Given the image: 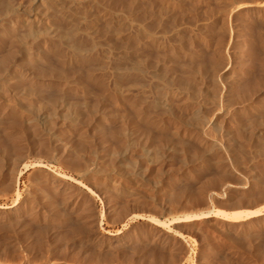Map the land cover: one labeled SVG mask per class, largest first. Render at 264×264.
Here are the masks:
<instances>
[{
  "label": "bare ground",
  "instance_id": "1",
  "mask_svg": "<svg viewBox=\"0 0 264 264\" xmlns=\"http://www.w3.org/2000/svg\"><path fill=\"white\" fill-rule=\"evenodd\" d=\"M169 1L174 5L175 1L179 5L185 4V0H173V3ZM152 2H150L152 5L156 3ZM135 5L134 0H114V2L112 0H0V176L3 173L11 175L17 185L24 170L33 166H45L46 162H57L60 159L58 157L63 155H69L70 161L71 155V159L76 158V160L73 158L74 169L69 166L70 171L77 178H72L79 186L76 190L75 187L74 191H70L72 187L66 189L65 179L69 176L60 174L58 175L60 180L56 177L48 180L47 176H44L45 178L40 176V172L37 173V179L36 174L35 177L32 175L35 178V189H33L35 192L33 191L32 195L26 192L36 200L35 203L38 204L36 206L45 210L42 211L43 214L47 212L54 216L62 210L65 212L61 211L62 217L70 212L80 218H93L91 214L93 188L87 187L83 181L89 183L92 180L104 179L102 186L106 184L108 189L111 188V195L112 191L118 194L122 186L132 188L134 184H139L143 188H152L153 191L163 194V199L165 197L170 203H177L176 207L188 198L197 200L206 196V199L210 200L215 197L221 198L224 193L229 192L231 193L229 201L226 202L228 207L251 209H244L246 210L244 213L234 211L232 214H224L221 221L224 229L232 228L238 231L242 226L241 219L246 216L251 219V226H264V212L261 211L264 210V199L246 197L247 192L243 184L248 181L245 179L249 175L244 179L231 170L233 165H239L251 158L252 151L264 155L262 144L264 120H260L264 115H262L263 104L260 103L264 100V84L245 83L240 73L231 72L244 71L241 58L244 56L245 48L241 49L240 45L236 46L239 48L232 49V60L228 54V57L225 54L228 42L236 40V36L240 43L248 40L245 38L247 36L242 37L245 34L241 36V32L239 33V29L244 26L240 21L242 19L239 18L240 22H238V19L232 18L235 22H233L236 29L234 30L237 31L232 30L233 33H237L233 40L230 39L231 36L229 39L226 38L227 27L225 28L224 25L221 26L226 29L225 33H220L215 38L213 35L215 33L212 31L213 38L207 37L205 34L207 30L204 33L201 30L203 27H198L199 24L194 28L195 34L189 31V35L186 34L187 39L194 34L209 49L208 51L206 47L203 48L208 54L205 52L207 59L204 60L202 57L201 60L199 56L201 50L194 46L195 50H199L197 54L189 47L197 43H190L191 45L188 43V49L186 47L188 40L184 45L182 39L179 41L176 37L180 30H185L184 33L188 31H186L188 27L181 28L183 21H178V26L176 20L177 27L173 26L175 28L167 26V29L166 27L162 29L160 25L161 30L153 29L155 28L153 26L150 29V24L143 22L146 16L144 19L140 18L143 21L134 17L136 13H133L135 14L133 19L128 17L130 9L135 8ZM162 6L158 7L162 10L167 8L165 12L174 7L168 9ZM228 6L225 7L224 12L227 9V13L232 14L238 8L249 10L254 4L241 6L232 4L229 6L230 9ZM158 7H155V10H160ZM183 7L185 8L186 5ZM179 11L182 12L180 9ZM150 13L147 18L152 15ZM162 13L164 15V12ZM162 15L159 16L162 18ZM167 15L169 16L170 13ZM175 15L169 16L173 18L172 20L169 18V22L174 21ZM159 16L157 15L156 19ZM216 26L218 31L221 29L224 31L222 27ZM243 29L241 31H244ZM130 34L133 35L132 40L134 39V42L130 41L132 43H129L127 38ZM186 37L181 38L186 39ZM156 42L157 44L165 42L162 48L171 49V55L160 53L157 47L155 49L158 54L155 52L151 54L145 50L150 43ZM159 46L158 48H161ZM147 49L151 50V48ZM166 49L165 52H169ZM13 132L14 134L17 132L20 137L27 136L28 138L24 139L33 141L32 145L36 140L40 141L38 150L32 145H25L31 155V163H26L29 155L27 152L23 153L25 149L18 150L22 140L19 147L15 145L17 139L14 140L13 145L11 144ZM252 139L254 144H250L252 146L250 153V149L249 151L245 149L248 147L247 144L244 147L242 142L246 140L245 142L248 143V140ZM10 144L15 145L17 149H13ZM170 160L176 161L182 167H188L181 178L172 179L173 177H169V169L164 170V166ZM250 160L252 159L248 162ZM154 162L158 163V166L150 169L149 165ZM249 173H251L249 176L251 183H264L261 182L262 177L256 168ZM229 176L237 178L234 184L225 183L224 179L227 180ZM262 180L264 181L263 178ZM30 183L33 187V182ZM196 183V189H193ZM97 184L100 183L96 182ZM3 185L4 183L2 184L4 193L11 190V185L8 183ZM102 186L100 184L99 187ZM211 187L218 188V191H210ZM103 191L107 193L105 189ZM87 193L86 197L83 196ZM17 201L18 198L12 204H0V213L6 219H10L11 225L14 221L18 222L15 219L21 218L24 212L21 211L22 207L17 206ZM33 203H30V206ZM187 205L186 203L185 206L182 205V209ZM190 207L193 208L192 204ZM202 208L208 209V202ZM210 212L205 210L201 215L208 218L211 216ZM24 214L27 216V213ZM33 215L35 216V213ZM68 216L66 215L65 222H69ZM25 217L23 216L22 219ZM72 217L74 221L78 219ZM196 217L199 218L198 215ZM194 218V214L187 215V218L185 215L186 220ZM19 222L15 226H19ZM157 222L154 220V223ZM87 232L89 233L90 229H87ZM117 233L109 232L113 237Z\"/></svg>",
  "mask_w": 264,
  "mask_h": 264
},
{
  "label": "rangeland",
  "instance_id": "2",
  "mask_svg": "<svg viewBox=\"0 0 264 264\" xmlns=\"http://www.w3.org/2000/svg\"><path fill=\"white\" fill-rule=\"evenodd\" d=\"M112 1L114 2V0H112ZM134 1H135L136 5H135V8L130 9L132 12L129 11V15H128L129 18L133 19L135 17L138 19H140V18L144 19V17L146 16L145 17L146 19H149V20L153 19V20L149 21V20L144 19L145 21H143L140 19V21L145 22L147 25L150 24L149 28L155 27L153 29L158 28L160 30H161V28L164 29L165 27H166L165 29H167V26L175 28V27H177V24L179 23L178 21H180V22L183 21L182 22L183 25L181 26V28L185 29L184 27H186V28L188 27V29H186V31L187 30L188 31H187V33L186 32L184 33L185 30H182V31L180 30L178 34L181 37L184 36V38L186 37V34L189 35L188 34L189 31H191V33H194V30H195L194 28H196V26H198V24H199L198 27L199 28L203 27L201 30L204 33L206 32L205 30H207V32L205 33L207 35V37L213 38L212 36L214 35V38H215V36H218L220 33H225V30L227 29L228 31L226 30L227 33H225V35H227V34L228 35L226 38L229 39V36H231L230 39L232 38V40H233L235 38V36L237 35V33H235L237 31H235L236 30L234 28L235 22L233 19H238L237 20L238 22L241 21L242 22L241 24H244V26H243L244 29H243V27L241 29H239L240 30L239 33L241 32L240 33L241 36H242V34L243 35L245 34L242 37L247 36L245 38H248V40L246 39L247 41H243V42L241 41V43H240V41L237 40V36H236V40L234 39L235 41L233 40V42L232 41H230V43L228 42V48H227V51L225 54L227 57L229 55V57L231 58L232 51H233L232 49L239 48L236 46L241 45L240 46L241 49L245 48V50H246L244 52V56H243L244 59H243V57L241 58L245 68L243 69L244 71L239 70L242 73L239 71L237 72L235 70H234V72L233 71H231V72L234 74L240 73L239 75L240 76L242 75L241 76L242 80H243V82L245 81V83H254L253 85H256V84L263 85L264 84V0H240V1L239 0H233V1L232 0H217L216 3H215V0H208V1L207 0H200V1L199 0H187V1L185 0V4H182V5H179L177 1L174 2L173 0H171V2L172 3L174 2L175 5L171 4L169 0H164V1L163 0H151V1H153L152 3H154V2L157 3V1H158L157 4L155 3L157 6H155V4L152 5L150 3L151 2L150 0H148V2H147V0H138L137 2H136V0H134ZM165 1H166V3H165ZM205 1H207V3ZM245 2H247V3H245ZM231 3L233 4V6H235L237 4L239 6H241L242 4H248L249 3L252 5L254 4L255 7L253 6V8H251L249 10H247V9L243 10V8H238L239 10L233 9L235 12L233 11V13L231 12L232 14H228L227 9L225 12H224V9H225V7L227 8L228 5L232 6ZM221 4H222V6H221ZM226 4H228V5H226ZM159 5H161V6L163 5L162 8L168 7V9L172 8L173 6L174 7L170 10H166L167 12H165L164 10L167 8L162 10L160 7H158ZM176 5H177V7H176ZM185 5H186V7H185L186 9L183 7ZM138 6H140V7H138ZM188 6H189V8H187ZM155 7L160 8V10L159 9L155 10ZM181 7H183L184 9ZM151 8H154L152 10H155V11H152ZM178 8L183 12V14H182V12L179 11ZM230 8L231 7H229L228 9H230ZM128 10L129 9H127V12H128ZM133 10L134 11L137 10V11L134 12ZM147 10H148V12H147ZM149 10H150V12L151 11L154 12V14L157 13V14H155L156 16L152 12L150 13ZM157 10H159L160 12L158 13ZM198 10H200V11H198ZM220 11H221V13H220ZM130 12L132 14H130ZM162 12H164V15H162L163 14ZM236 12H238V14ZM133 13H136V15ZM149 13L154 15L155 17L150 15V18H147V17H149ZM167 13L168 14L170 13L169 16H171V17H173L176 14L175 15L176 17H174L173 22H169L173 18L169 17L167 15ZM127 14H125V17H127ZM171 14H174V15H171ZM226 14L228 16H225ZM236 14H237V17H236ZM157 15L158 16L162 15V18H161V16H159V18L156 19ZM185 15H187V16H185ZM220 15L222 18L220 17ZM229 16H231V18ZM165 17L166 18L168 17L167 20ZM215 17H216V19H215ZM227 17H228V19H227ZM169 18H171V19L169 20ZM179 18H181L182 20H180ZM239 18L242 20L239 21ZM138 19H136V20H138ZM204 19H206V20L204 21ZM224 19H225V21H224ZM164 20H165V22H164ZM197 20L199 21V23ZM175 21L177 22V24ZM215 21H216V23H215ZM244 21H246V22H244ZM161 22H162V24L164 22V24L163 25L160 24ZM185 22H186V24H184ZM200 22L202 23V25L204 23H206L205 24L206 26L200 25L201 24ZM214 23H215V25H214ZM227 24H228V26H230L229 28H228ZM158 25H159V27H158ZM160 25H161V28H160ZM216 25H218V28L219 27L223 28V26H221V25H224V27L225 28L227 27V28L226 29L223 28L224 31H222V29L220 28L221 31H218ZM173 26H175V27H173ZM178 26H179V24H178ZM189 27L191 28V30ZM209 28H211V30ZM215 29L217 32L215 31ZM242 29L244 31H241ZM229 30H231V32ZM232 30L235 31L234 32L235 34L233 33ZM211 31L215 34H213ZM242 32H244V33H242ZM180 33L185 34V35H182ZM230 33H232L233 35ZM194 34H191L190 37H188V39H187V37H186V39H183L181 37L178 38L179 35H177L176 37L179 41L181 39L184 40V41L181 40V42H183V44H184V42H186V40H188L186 45L188 43L192 44L194 42L197 43L198 45L200 44V46L202 45L201 49L199 48L200 46H198L197 44L196 45L190 44L191 46H189V44H188L186 47L189 46L192 52H195V51L199 52V50H201V52L203 51V53H201V52L199 53V56L201 57L200 58L201 60H202V57H204L203 59L206 60L207 59L206 54H208L209 49L207 48V46H204L205 44H202L203 42L199 39V37L195 36ZM129 37H131V38H129ZM129 37H127L129 43H132L130 41L134 42V39L132 40L133 35L130 34ZM193 38L200 40L199 43H198V40H194ZM190 40H191V42H190ZM238 42H239V44H237ZM247 42H250V43H247ZM154 44H155V46H154ZM162 44L164 45L165 42L164 43L158 42V44H157V42L156 43H150L146 47L151 48V50L147 49L146 47H145V50L151 54H152V52H155L156 54H158L161 51L160 53L164 52V53H168V56L171 55V53H170L171 49L170 50L168 48L166 49L165 46H164L165 48H162L163 47ZM157 45L158 46L160 45L159 47H161V48H158ZM150 46H152L154 48H152ZM194 46H197L195 48H197L199 50H197V49L195 50ZM155 47H157L159 52L157 51V49H155ZM189 47H188V49H189ZM205 47L207 48L208 51L204 50V49H206ZM229 48H230V50H229ZM165 49L169 50V52L168 51L165 52ZM192 49H194V50H192ZM247 50L249 51V53ZM228 51H229V53H228ZM198 52H197V54H198ZM205 52H207V53L205 54ZM204 54L206 55V57L204 56ZM231 60H232V58H231ZM245 76L248 78H246ZM263 102H264V100H263ZM263 102H262V100L260 102L263 104L262 111L264 110V103ZM263 114H264V112L262 113V115ZM263 118H264V115L262 116V119H260V120L263 121L264 120ZM256 122L257 121H255V123ZM263 124H264V122H263ZM0 132H1V130H0ZM263 132H264V128L262 130V138H264ZM13 134H14V132H13ZM17 134L18 133L15 132L14 136L12 135L11 138H13V139L11 141H13V143H11V142L10 143L13 145L14 140L17 139V140H15L17 143L15 145L17 147H19L20 140H22L21 146L19 147L20 149H18V150H21L22 148H23V150L25 149L26 151L24 150L23 153L25 154L27 152L29 155L28 159L26 160V163H31L32 158H31V155L29 154V152L27 151V146L32 145L31 142H33V141H31V140L29 141L28 139L25 140L26 138H28L27 136L23 137V135H21L22 137H20V135L18 134L19 135L18 136ZM15 136H16V138H14ZM263 140L264 139H262V142H263L262 144L264 145ZM24 141H25V144H23ZM243 141L245 142L246 140H243ZM252 141H253V139L251 141L248 140V143L242 142L244 147H246V144L249 147V148L248 147L245 148L246 150L248 149V151H249L250 148L252 149L251 145L254 144ZM26 142H29V143H26ZM39 142L36 140V142L33 143L32 146L34 147V149L38 150V146L40 145ZM12 145H11V147H13V149L14 148L17 149L15 145L14 146H12ZM25 145H27V146L25 147ZM34 145L35 146L37 145V147H35ZM251 149H250V153L252 151ZM252 153H253V151H252ZM252 153L250 154L251 158H248V160L249 159H252V160H250L249 162H248V160H244L241 163L243 165H241V164L233 165V167H231V170H234V172H236L235 174H239L245 179L247 175L250 176L251 173H249V172H251L252 170H254L256 168V171L259 172L260 177H262L264 179V155H263V153L260 154V152H259V154H257L258 151L257 152L254 151V153H255V154L253 153L254 156L252 155ZM58 158H60V159L57 162H55V161L46 162L48 164V166H47V164L45 166H42V167H34L33 166V167H30V168L24 170V172L20 175L19 182L17 183V185L15 184L14 177H12L11 175L3 173L2 176H0V183H1L0 187L1 188H2L3 183H4L3 186H5V183H6V185H7V183H8V185H11V190L10 189L7 190L5 192L6 194L4 193L3 188L0 189V204H12V202L16 198H18L17 206L19 208L22 207L21 211L22 210L24 211L22 213V215L20 216L21 218H18V220L15 219L18 222L21 220L18 224L19 226H15L16 223H18V222H15L14 220H12V222L14 221L13 222L14 225H13V223L11 225L10 219H6L0 213V264H264V230H263L264 226H262V227L261 226L257 227L255 225L251 226V224H250L251 219L248 216L241 219L240 224L242 226L238 231H234V229H232V228L231 229L230 228L224 229L222 226L223 222L221 223V221H223L222 216L224 214H226V213L232 214L234 211L235 212L236 211L237 212L243 211V213H244L246 211L244 209H247V210L251 209L250 207H248V208L245 207L244 209H243V207L242 208L240 207L239 209L228 207V205H227V203L229 201L228 198L231 194V193L229 194V192L224 193V195H222L221 198L217 197L218 199L215 197V198H212L209 200V199H206V196L200 197L197 200L196 199L193 200L191 198H188L187 201L183 200L184 202L182 201V203H179L180 206L176 207L177 203H173V202L170 203V201H167L165 199V197L163 199V194H160L155 190L153 191L152 188H150V189L145 188V187L143 188V186H141L139 184H138L139 186L137 184L133 185L136 187V189L133 186H132V188H134V189H132L131 187H127V186H122V188H121L122 191L120 190V192L118 194H117V192L115 193V191H112L113 194L111 195L110 191L112 189L111 188L108 189L109 187H107L106 184H104V187L105 186L107 187V191H106V187L104 188L102 186L104 179H100L98 181L97 180L90 181L91 180L90 179L89 180L90 182L88 181L89 183H87L85 181H83V183L85 185H87V187H89L90 189L93 188L92 189L93 192L91 194V200H92L91 211L93 212L91 214L95 217V218L91 217L93 220L91 218H88V219H91V221L88 220L87 218H83V217L80 218V217H78L74 214H71L69 212V214L66 213L67 216L69 215L68 216L70 218L69 222L68 221L65 222L66 221V215H65V217L63 215L64 218L60 215L62 213H65L62 210H60V212H57L59 214L55 213L54 216L59 217L58 215H60V217H62L61 219H63V221L61 219H59L60 217L55 218L53 215H51L52 213L48 214L46 212L47 214L46 213L43 214V212L45 210L39 206H36V205H38L37 203H35L36 200L35 199L33 200L31 198L32 196L31 197L28 196L29 193H30L29 195H32L35 192V190H33V189H35V186H34L35 185V181H34L35 175L34 174H36V179H37V173L39 174V172H40V176H42L43 178H45L47 176L48 180H52L51 178H55V177L57 179H59L58 175H60V174L65 175L67 177L69 176L68 179H65L66 182L64 181L66 184V189H68V188L70 189V187H72L70 189V191H74V189L76 190L77 187H79V186H77V184L75 182H73L72 178H74V179H77V178L73 175V172L70 171L71 170L70 167L73 168L75 165L74 159H73L75 157L72 158L73 163H71L72 162L71 155H70V161H69V155H66V156L63 155V156L58 157ZM75 160H76V158H75ZM175 162L176 161H173V160L167 161L166 165L164 166V170L165 169L170 170V171L168 170V173H169L170 178L173 177L172 179L181 178L182 175L185 173V171L188 168V167H182L181 164H179L177 162L175 163ZM245 162L248 164H246ZM67 166L68 167L70 166V167L68 168ZM149 166H150L149 167L150 169H155L158 166V163L156 164L154 162V163H151ZM171 166H173L174 169L171 168ZM179 166H181V167H179ZM43 174H45V175H43ZM4 175H7L9 177L4 176ZM32 175L34 177H32ZM249 176H247V178L245 179L246 181L248 179V181L245 184H243L245 186V189L247 192L246 197H255V198H263L264 199V186H263L264 183H261V184L260 183H254V182L251 183V181H249V178H250ZM10 177H12V178L10 179ZM232 178H234V179H232ZM262 178H261V182H264L262 180ZM1 179H3V180H1ZM236 180H237V178L235 179L234 176H232L231 178H230V176L227 177V180L224 179L225 183H229V184H232V183L234 184L236 182ZM93 181H95V183ZM30 182H33V187L31 186L32 184ZM96 182L100 183L102 188L99 187L100 184L96 185ZM92 183H93V185H92ZM90 185H91V187H90ZM196 185H197V183L192 188L196 189V187H195ZM104 189L107 193L108 192H110V193H108V194L105 193L103 191ZM209 190L216 192V191H218V188H216V187L212 188L211 187V189H209ZM26 191L28 192V194ZM193 191H195V190H193ZM2 192H3V194H1ZM102 192H104L105 194ZM17 195H18V197H17ZM26 195H27V198H29V199L26 198ZM87 195H88V193L83 194V196H85V197ZM130 195H132V196L129 198ZM206 202H208L209 208L208 209H204V208L201 209V207L205 206ZM30 203H33V205H35V207L32 204L30 206ZM185 203H186V205L192 204L193 208H191L190 205H187V207H184ZM160 205H161V207H160ZM182 205H184L183 206L184 209H182ZM32 208H33V211H32L33 213L30 211V210H32ZM35 208L36 209L38 208V210L36 211ZM39 208L41 209V211ZM205 210L211 211L210 217L205 218L201 215V212L205 211ZM34 211H36V212H34ZM61 211H62V213H61ZM261 211L264 212V210H261ZM28 212L32 215L30 216L28 214ZM24 213H27V216ZM34 213H35V216L33 215ZM193 214L195 217L193 220L192 219L191 220L185 219V215L187 218V215L193 216ZM36 215H37V218H36ZM197 215L199 216V218L196 217ZM23 216L24 217L26 216V217L24 219H22ZM72 216H74L75 218L77 217L78 219L76 218L77 220L74 221L75 219ZM43 217H45L46 219H44ZM68 217H67V220H68ZM50 218H52V219L50 220ZM42 219H44V220H42ZM64 219H65V221H64ZM71 219L72 220L74 219V220L71 221ZM41 220L43 222H41ZM80 220H82L83 223ZM154 220H157L159 223L158 222H157L158 224L154 223ZM22 221L23 222L25 221V222L23 223ZM49 221H51V222H49ZM22 224H25V225H22ZM89 224L90 225L93 224V225L90 226ZM22 227H23V229H22ZM52 228H54V229H52ZM91 228L94 229L95 231L92 230ZM87 229H90V232L92 230V232L91 233L89 232L90 233L89 234L87 232ZM109 232H118V233L116 236L113 237V236H110ZM52 233L54 235H52Z\"/></svg>",
  "mask_w": 264,
  "mask_h": 264
}]
</instances>
